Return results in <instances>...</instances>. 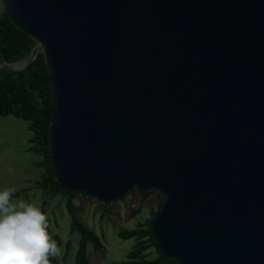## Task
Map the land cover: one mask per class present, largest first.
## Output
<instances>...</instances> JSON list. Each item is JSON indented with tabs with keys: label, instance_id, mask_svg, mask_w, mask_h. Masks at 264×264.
<instances>
[{
	"label": "water",
	"instance_id": "1",
	"mask_svg": "<svg viewBox=\"0 0 264 264\" xmlns=\"http://www.w3.org/2000/svg\"><path fill=\"white\" fill-rule=\"evenodd\" d=\"M50 76L54 179L157 193L176 264H264V0H3Z\"/></svg>",
	"mask_w": 264,
	"mask_h": 264
},
{
	"label": "rangeland",
	"instance_id": "2",
	"mask_svg": "<svg viewBox=\"0 0 264 264\" xmlns=\"http://www.w3.org/2000/svg\"><path fill=\"white\" fill-rule=\"evenodd\" d=\"M2 10L4 4L0 0V14ZM24 61L17 65L21 66ZM31 138L32 133L26 122L11 115H0V190L15 188L16 192L23 191L14 201L22 199L40 208L42 194L34 184L42 179L44 170L35 165L41 156L30 150ZM64 203L59 197L48 199L46 216L51 231L62 241L59 264H74L79 236L77 233H70V221ZM72 203L78 218L102 244L100 251L87 246L89 264H110L126 261L127 254L136 244L135 239L122 240L118 233L145 225L152 213L158 211L159 197L154 194L143 198L138 191H131L116 202L102 203L88 196L78 195ZM144 254L148 255L146 260L156 258L154 248L148 249Z\"/></svg>",
	"mask_w": 264,
	"mask_h": 264
},
{
	"label": "trees",
	"instance_id": "3",
	"mask_svg": "<svg viewBox=\"0 0 264 264\" xmlns=\"http://www.w3.org/2000/svg\"><path fill=\"white\" fill-rule=\"evenodd\" d=\"M32 48L33 41L18 30L2 10L0 14V62L14 64L27 60ZM0 115H11L27 123V128L32 133L30 150L41 156L40 161L35 165L44 170L42 179L34 184L42 194L43 201L40 209L46 214L48 199L59 197L64 200V208L70 221V233H77L79 236L74 264H89L87 246L90 245L94 251H100L102 244L99 238L77 216L72 201L78 195L74 192L62 191L54 179L48 145V128L51 120L50 76L41 54L37 55L35 60L23 71L13 72L0 69ZM135 191L138 190L132 192ZM138 192L143 198L157 195L155 192ZM21 193L23 191L15 192L13 199L18 198ZM83 197L86 196L83 195ZM160 206L159 200L158 210ZM154 214L155 212L152 213L151 219L145 222V225L118 233V237L122 240L135 239L136 244L127 254L126 261L110 264H176L175 261L168 260L159 253L150 236L148 223L153 219ZM48 232L62 247L61 239L51 231L49 222ZM150 248L156 250V258L146 260L148 255L144 253ZM50 261L51 264H59V257H50Z\"/></svg>",
	"mask_w": 264,
	"mask_h": 264
},
{
	"label": "clouds",
	"instance_id": "4",
	"mask_svg": "<svg viewBox=\"0 0 264 264\" xmlns=\"http://www.w3.org/2000/svg\"><path fill=\"white\" fill-rule=\"evenodd\" d=\"M15 188L0 190V264H51L61 247L48 232V219L39 207L14 201Z\"/></svg>",
	"mask_w": 264,
	"mask_h": 264
}]
</instances>
